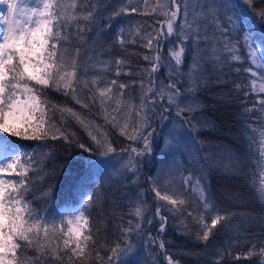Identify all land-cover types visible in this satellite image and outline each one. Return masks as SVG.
I'll return each instance as SVG.
<instances>
[{
    "label": "trees",
    "instance_id": "1",
    "mask_svg": "<svg viewBox=\"0 0 264 264\" xmlns=\"http://www.w3.org/2000/svg\"><path fill=\"white\" fill-rule=\"evenodd\" d=\"M136 1L140 3V0L130 3L128 0H77L81 5L77 9L80 15L93 11L95 6V19L92 22L80 20L79 27L83 30L79 33L77 24L73 23L65 33V47L72 56H76L79 50L78 60L90 69L88 79L96 71L100 72L106 82L116 79L118 83L128 85L124 90L126 96L139 104L144 92L140 86L141 77L146 75L145 69L151 67L144 56L150 55L154 59L156 53H150L142 47L143 41L133 34L136 30L143 34L152 29H161L157 21H163L165 17L141 14L145 11L143 5H140L138 13H122V8L131 7ZM157 2L149 0L148 9ZM195 2L192 0V3ZM200 2L203 3V0ZM231 3H237V0H231ZM240 8L247 11L248 18L252 19L256 11L264 8V3L256 0V8L251 9L239 0L237 11ZM183 18L181 11L177 25ZM262 27L264 20L257 17L254 33L257 42L264 39ZM163 31L166 32V27ZM121 36L128 41L135 38L138 42L121 45L118 42ZM208 36L211 39V31ZM171 40L174 43H166L163 38L160 41L163 45L161 54L168 60H171L169 49L174 47L176 36L171 37ZM204 47L202 43L201 49ZM193 53L194 49L189 44L185 62L181 66L183 75L176 81L181 92V102L193 103L196 108L192 113H183V117L192 123L185 124L184 119L176 115L175 107L164 113L163 108L158 106L157 117L162 114L169 119L165 122L159 118L151 120V126L156 130L152 138V154L139 158L142 163L136 166V172L127 171L125 165L129 155H132L131 147L143 148L142 140L133 143L121 136L118 128L106 124L102 115L97 114L100 112L99 105L91 110L82 109L71 96L51 89H45L49 106L72 108L86 120L101 126L115 149L112 159L100 156L87 131L66 113L63 114V124L71 142L63 139L23 141L7 137L8 140H16L25 145V150L34 153L38 162L37 171L29 173L31 189L26 196L38 214L52 215L58 219L61 214L76 212L81 205L86 208L93 237L86 249L89 254L88 264H100L95 259L97 252L104 264H107V257L111 254L109 249L117 242L122 246L124 244L122 238L118 241L123 235L121 230L130 227L135 229L137 224L141 225V229L130 236L135 250L130 264H168L166 256L178 264H261V260H264L259 255L264 247V199L257 190L264 182V158L260 154V148L264 145L260 143L259 132L252 131V128L264 130V110H261L258 103L259 99L264 98V93L251 91L252 80L257 78L245 71L250 63L246 50L237 53L240 62L231 61L230 58L228 62L222 60L219 63L212 59L205 60L195 85L188 75ZM257 54L264 64V46ZM117 59L124 62L119 66V76L116 75ZM102 65L110 67L111 71L105 73ZM253 69L256 70L255 66ZM260 74H263V70H258ZM154 75L157 77V87L161 82L167 85L170 69L165 65ZM238 84L244 86L239 91L236 88ZM160 103H166V98ZM61 117L58 111L52 114L58 126ZM201 119L208 121L207 126L197 125ZM80 144L94 151L86 152ZM125 149L128 151L125 152ZM172 155L181 161L180 173L186 176L191 174L193 186L197 179L202 182L214 206L207 212L208 221L217 213L228 217L213 229L208 241L197 236L200 231L198 218L205 215V209L192 187L184 189L189 201L186 207L197 219L189 216L187 211L173 216L167 210L171 206L165 205L162 215L169 219L165 230H159L163 221L156 216L157 200L149 177H156L158 173L162 177L167 175L166 163ZM7 178L19 179L15 176ZM138 196L143 201L144 220L134 215ZM148 220L152 223H148ZM161 244L164 248L160 247ZM254 245L256 252L249 256ZM37 255L34 249L26 252L28 257ZM48 259L49 264H69L67 256L62 262L51 260L50 257Z\"/></svg>",
    "mask_w": 264,
    "mask_h": 264
},
{
    "label": "snow or ice",
    "instance_id": "2",
    "mask_svg": "<svg viewBox=\"0 0 264 264\" xmlns=\"http://www.w3.org/2000/svg\"><path fill=\"white\" fill-rule=\"evenodd\" d=\"M242 2L251 9L256 8V0ZM260 2L264 3V0ZM148 4L149 0H140V5L145 8L141 14H155L165 19L157 21L161 24L159 30L152 29L143 34L136 30L133 34L143 41L142 47L147 48L150 53H156L154 59L150 55L144 56L151 67L145 69L146 75L141 77L140 86L144 92L139 104H136L125 94L124 90L128 85L120 84L116 79L106 82L99 71L88 79L87 73L90 69L78 60L79 50L76 56H72L65 47V33L73 23L77 24V33L82 31L79 27L80 20L94 21L95 6L93 11L80 15L77 9L81 5L77 0H0V6H6V14L0 16V264H49V257L51 260L62 262L65 256L68 257L69 264H88L89 254L86 249L93 237L86 208L81 205L76 212L61 214L58 219L52 215L38 214L26 199L31 189L29 173L37 171L38 162L34 153L25 150V145L17 143L16 140H8L7 137L23 141L63 139L71 142L63 124V114L66 113L87 131L100 156L111 160L115 149L101 126L86 120L72 108L49 106L45 89L71 96L82 109L91 110L99 105L100 112L97 114L102 115L106 124L118 128L120 135L133 143L142 140V149H130L132 155H129L125 165L129 172H136V166L142 163L139 158L152 154V138L156 130L151 126V120L159 118L161 122H165L169 119L162 114L157 117L158 106L163 108L164 113L175 107L176 115L182 117L185 124L192 123L190 119L183 117V113H192L196 108L193 103L181 102V92L176 83L183 75L181 66L185 62L189 44L194 53L188 75L194 85L205 60L212 59L219 63L222 60L228 62L230 58L231 61L240 62L237 53L246 50L250 63L245 71L249 72L251 77L257 78L252 80L251 91L264 93V74L258 75V70H264V64L257 57V53L264 46V39L257 42L258 38L254 35L257 17L264 20V8L256 11L253 18L249 19V13L243 8L237 11L239 0L235 4L231 3V0H203V3L200 0L195 3H192V0H158L150 10ZM121 11L123 14L138 13L140 6L125 7ZM181 11L184 18L177 25ZM165 27L166 32L163 31ZM209 31L212 33L211 39L208 36ZM173 36H176V42L174 47L169 49L171 60H168L161 54L163 45L160 41L163 38L166 43H174L171 40ZM118 42L123 45L138 41L135 38L128 41L121 36ZM202 43L205 46L203 50ZM123 63L119 59L115 61L117 76L121 74L119 66ZM165 65L170 69L168 83L164 85L161 82L157 87V77L154 74ZM102 68L105 73L111 71L108 66L102 65ZM243 87L242 84L236 85L238 91ZM165 98L166 103L161 104L160 101ZM258 103L261 110H264V98L259 99ZM253 110L255 109H249ZM57 111L62 114L59 126L52 119V114ZM252 131L259 132L260 143L264 145V130L252 128ZM79 146L86 152L94 151L84 144ZM124 151L127 152L128 149ZM260 154L264 158V147L260 148ZM170 175L171 170L163 176V183L162 174L149 177L152 192L157 200L156 216L163 221L160 232L165 230L169 219L162 215L165 205L171 206L167 210L173 216L182 215L185 211L189 216H193V212L186 207L189 201L184 190L192 187L205 209V215L198 218L200 231L197 236L203 241H208L213 229L228 217L217 213L209 222L207 212L214 206L210 203L202 182L197 179L196 185L193 186L189 174L182 177L183 187L174 186ZM12 176L19 179L7 178ZM257 190L264 199V182ZM88 199L90 201L91 197ZM160 201L164 203L161 204ZM134 215L141 220L146 219L143 201L139 196L136 199ZM193 218L197 219L195 216ZM147 222L152 223L151 220ZM140 229L141 225L137 224L135 229L130 227L121 230L123 235L118 241L122 238L124 244L122 246L117 242L109 249L111 254L107 257V264H130L135 254L130 236ZM160 247L164 248V245L161 244ZM28 249H34L38 255L26 256ZM255 252L254 245L248 255L251 256ZM259 255L264 257V247ZM95 259L104 264L98 252ZM166 259L168 264H178L170 256H166ZM261 264H264V260H261Z\"/></svg>",
    "mask_w": 264,
    "mask_h": 264
},
{
    "label": "rangeland",
    "instance_id": "3",
    "mask_svg": "<svg viewBox=\"0 0 264 264\" xmlns=\"http://www.w3.org/2000/svg\"><path fill=\"white\" fill-rule=\"evenodd\" d=\"M132 1L133 0H128V3L132 2ZM137 5L140 6V3H138L137 1L134 2L133 6H137ZM1 8H2V14H1V16H2L3 14H6V6H1ZM260 62H261V60H260ZM263 74H264V70H263ZM257 84H259V80H257ZM199 124L207 126L208 121H205V120L201 119V122H199L197 125L199 126ZM167 132H169V130H167ZM166 165H167V167H166L167 174L169 173V170H171V175H170L169 178L174 182V186H180L181 187V185L183 184L182 177H187V176L184 175V174H181L180 171H179V168L181 166V161H180L179 157H176V156H173V155L169 156ZM163 182H164V179L162 177L161 178V183H163ZM195 195H197V199L199 200V196H198V194L196 192H195ZM80 207H78V209Z\"/></svg>",
    "mask_w": 264,
    "mask_h": 264
}]
</instances>
